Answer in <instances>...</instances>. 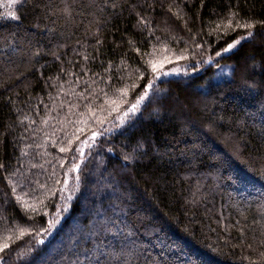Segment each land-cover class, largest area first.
<instances>
[{
  "label": "trees",
  "instance_id": "obj_1",
  "mask_svg": "<svg viewBox=\"0 0 264 264\" xmlns=\"http://www.w3.org/2000/svg\"><path fill=\"white\" fill-rule=\"evenodd\" d=\"M0 264H264V0L0 4Z\"/></svg>",
  "mask_w": 264,
  "mask_h": 264
},
{
  "label": "rangeland",
  "instance_id": "obj_2",
  "mask_svg": "<svg viewBox=\"0 0 264 264\" xmlns=\"http://www.w3.org/2000/svg\"><path fill=\"white\" fill-rule=\"evenodd\" d=\"M16 0H0V4L6 7V9L11 8ZM237 44L234 43V45ZM229 51V50H228ZM195 69H189L187 65H181L176 62L173 58L168 59L166 61H163L162 65L160 66L159 70L155 72L154 76L152 77L151 81L149 84L151 85V88H146V90L143 92V94L135 101L136 108L133 110L132 109V104L125 112H123L119 117L118 121L124 122L129 116L132 114L136 113L138 111V108L146 101L148 98L149 94L152 92L154 85L161 79L167 78L170 76H180V75H185L189 73H193ZM229 71L228 66H220L216 75V78H222L225 75H227ZM148 84V85H149ZM113 129V128H111ZM109 129V131L111 130ZM107 129L103 130V133L106 132ZM100 135V132H93L91 135L88 136L86 140L83 141L81 144L80 148L81 151H83L84 147L90 146L94 143L95 139ZM83 146V148H82ZM77 169V168H76ZM69 190L66 189L64 195L65 197L68 196ZM68 198V197H67ZM59 214H55L56 220L53 221V225H57V221L59 219Z\"/></svg>",
  "mask_w": 264,
  "mask_h": 264
},
{
  "label": "snow or ice",
  "instance_id": "obj_3",
  "mask_svg": "<svg viewBox=\"0 0 264 264\" xmlns=\"http://www.w3.org/2000/svg\"><path fill=\"white\" fill-rule=\"evenodd\" d=\"M14 15V14H13ZM244 39H247V37H245ZM234 47L233 44H229L228 47L226 49H224V51H228L231 50ZM217 55H220V53H217ZM146 88H151V85H146ZM136 108V105H132V109L134 110ZM61 151H64V149H61ZM51 223V222H50ZM40 243H42L43 241H39ZM5 247H7V245H5Z\"/></svg>",
  "mask_w": 264,
  "mask_h": 264
}]
</instances>
